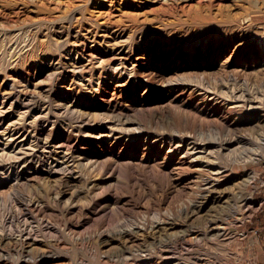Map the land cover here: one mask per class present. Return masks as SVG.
Listing matches in <instances>:
<instances>
[{"label":"rangeland","instance_id":"rangeland-1","mask_svg":"<svg viewBox=\"0 0 264 264\" xmlns=\"http://www.w3.org/2000/svg\"><path fill=\"white\" fill-rule=\"evenodd\" d=\"M263 180L264 0H0V264H264Z\"/></svg>","mask_w":264,"mask_h":264},{"label":"bare ground","instance_id":"bare-ground-1","mask_svg":"<svg viewBox=\"0 0 264 264\" xmlns=\"http://www.w3.org/2000/svg\"><path fill=\"white\" fill-rule=\"evenodd\" d=\"M244 92H245V90H244ZM246 92H247V90H246ZM241 96H242V94H241ZM250 97H252V95ZM250 101H251V99H250ZM194 143L195 144L198 143L197 140H195ZM157 185L152 190V196L153 197L151 199V204L155 205L156 207H159V205L162 202H164V201H169L171 203L172 200L176 199L174 197H176L177 194L180 192V190L183 188V186H181V185L172 184V183L171 184H167V185H161V184H159L158 186ZM126 186H127L126 187L127 191H129L131 195H132V193H134V192L139 190V187H138L139 185L137 183H132V184H129V185L127 184ZM105 188H109V185L105 186ZM173 193H175V194H173ZM117 198H118V200H127V195L124 194V193H121L119 196H117ZM96 199L97 198L89 199L87 207L90 208L92 213L101 212L102 213L101 215L103 217H107L105 223L108 225V227H107L108 232H112V233L113 232H117V233L126 232L127 235H132V236L134 235V233L131 231L132 229L130 227H128V226L135 225L136 223L135 224H133V222L129 223L128 218H120L121 217V213L118 211V209L116 207H111L109 209H106L105 206H96V204H97ZM133 204L135 206H144V207H146V205H144V203L141 204L139 201L138 202H134ZM154 214L156 215V213H154ZM156 217H157V215H156ZM153 218H154L153 216L146 215L144 217V221L145 220L149 221V220H151ZM105 223H102V224H105ZM8 233H10V232H8ZM87 256H88V260H87L86 264H99L98 256H96V255H90L89 256L88 253H87ZM79 258H81V256ZM107 259H109V258H107ZM101 263H103V262H101Z\"/></svg>","mask_w":264,"mask_h":264},{"label":"built area","instance_id":"built-area-1","mask_svg":"<svg viewBox=\"0 0 264 264\" xmlns=\"http://www.w3.org/2000/svg\"><path fill=\"white\" fill-rule=\"evenodd\" d=\"M261 185H264V180L262 181Z\"/></svg>","mask_w":264,"mask_h":264}]
</instances>
